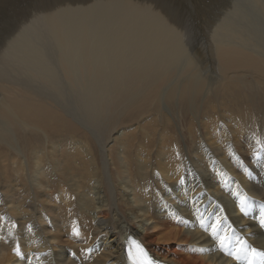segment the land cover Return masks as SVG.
I'll return each instance as SVG.
<instances>
[{
	"label": "bare ground",
	"instance_id": "obj_1",
	"mask_svg": "<svg viewBox=\"0 0 264 264\" xmlns=\"http://www.w3.org/2000/svg\"><path fill=\"white\" fill-rule=\"evenodd\" d=\"M35 1L40 0H0L6 28L0 24V211L22 225L13 227L9 220L4 237L0 233L6 240L0 237V264H128L125 252L133 237L172 264L245 263L216 252L215 241L200 227L197 208L209 225L225 218V228L235 232L233 243L239 237L264 251V229L254 218L264 204V165L253 156L254 150L264 156V132L257 130L264 126V98L249 102L256 109L238 116L256 125L228 120L242 144L222 125L202 126L212 146H219L212 135L222 143L232 139L229 162L223 159L225 174H218L220 164L211 160L205 167L206 149L201 153L195 131L197 97L206 84L223 80L221 86L230 84L223 91L227 96L233 82L243 90L251 84L248 69L257 77L264 74V0H235L230 7L233 0L212 5L201 0V12L196 5L192 9L193 0H42L38 17L30 14L33 5L24 7ZM26 10L29 17L21 18ZM196 12L202 26L189 21ZM187 70L189 77L180 79ZM173 73L180 77L172 82ZM8 80L30 85L27 95L15 92ZM220 92L207 93L204 102L222 99ZM4 93L11 95L8 100ZM162 96L172 106L179 99L182 110L191 112L186 119L192 114L184 127L192 144L190 161L204 179L189 198L188 191L176 190L177 196L166 187L181 182L187 162L183 147H174L177 131ZM241 96L235 89L230 100ZM216 105L212 113L225 122L227 112L235 116L231 104L221 110ZM137 106L138 112L130 111ZM10 115L26 118L17 124L24 155L11 146L13 134L7 136L3 119ZM125 121L133 123L118 132ZM42 136L44 143L36 140ZM4 144L18 151L4 150ZM112 164L119 186L110 178ZM240 196L251 201L248 216L240 212ZM183 238L208 251H199V257L182 253ZM17 241L24 259L13 252Z\"/></svg>",
	"mask_w": 264,
	"mask_h": 264
},
{
	"label": "rangeland",
	"instance_id": "obj_2",
	"mask_svg": "<svg viewBox=\"0 0 264 264\" xmlns=\"http://www.w3.org/2000/svg\"><path fill=\"white\" fill-rule=\"evenodd\" d=\"M41 1L42 0H40V1H38V3H37V1H35V2H33V3H31V6H30V3H26L25 5H24V7H30L31 9L33 8L34 9V11H32V12H30V14H31V16L33 15V14H35V13H38V15H37V17L40 15V13H41V11L45 8V4H42L41 3ZM54 0H49V3H51V2H53ZM211 2V5L213 4V1L214 0H210ZM235 2V0H233L232 2H231V4L229 5V7L231 6V5H233V3ZM34 3H35V5H34ZM37 3V4H36ZM48 3V4H49ZM200 3H201V0H193L192 1V9H193V7H194V5H196V7H195V9L196 10H198V11H200L201 12V9H200ZM20 5H21V3H19V4H17V7L19 8L20 7ZM32 5H33V7H32ZM39 8H38V7ZM42 6V7H41ZM16 7V8H17ZM199 7V8H198ZM29 8V9H30ZM36 8H37V10H36ZM198 8V9H197ZM27 12H25L22 16H21V18H26L27 19V17H29V13H28V10H26ZM2 12H4V10H1V13ZM28 13V14H27ZM196 15V16H195ZM198 15V16H197ZM27 16V17H26ZM196 17V18H195ZM200 20V17H199V14L196 12V13H194V14H192V19L191 20H189V21H192V23H194L193 25H198L199 23H200V26H202V22L201 21H204V19H202L201 18V21H199ZM207 21H209V20H207ZM3 24V25H1V26H3L4 27V29H6L5 28V24H4V14H3V16H2V19H0V24ZM14 27V26H13ZM13 27L9 30V32L8 33H10L12 30H14L13 29ZM173 69H175V68H173ZM171 70L172 72L174 71L175 73H177V71H176V69H179L178 67L175 69V70ZM230 71V70H229ZM255 70H247V74H246V77H247V81L249 82V84L250 85H248V84H246L248 87L245 89V90H243V89H241L239 86H238V84L236 83V82H233L232 83V87L230 88V91H229V93H228V95L227 96H225L224 94H223V91H225L226 90V88H227V86L228 85H230V84H226L225 83V85L224 86H221L220 85V82H222V81H218V82H216V83H208V84H206L200 91H199V94H198V97H197V103L198 104H200L201 103V109L199 110V112H198V115H199V117H200V120L199 121H197V124H198V127H195V131L197 132V135H196V144H197V146H198V144H199V146H201L202 148H201V153H203L204 152V155H202V158H204L203 159V163H204V165H206L205 167L206 168H209V167H211V161H213L214 163H218V164H220V167H218V169H219V171H218V174H225L226 173V171L224 170V166H226V164L229 162V160H227V159H229V157H228V151H227V149H231L232 150V139L231 138H228V139H225V140H223V143L222 142H220V141H222V140H219V138H220V136L218 137V139H214L213 137V135H212V139H213V141H214V143L217 141V144H219V146H216V144H214V146H216V147H214V146H212V144L210 145V141H208L205 137H204V134H206V130H205V128L204 127H202V126H207V130H209L211 127H212V125H214V124H219V125H222L223 127H224V129H225V131L228 133V132H230V131H233L234 132V137H235V139L238 141V142H240L241 144H242V139L239 137V136H237L236 134H235V127H234V125L230 122V121H228V120H233V121H235V122H240V123H242V124H244V125H256L254 122H247V121H244V120H242V119H240L238 116H241L242 114H246L248 111H252V110H254V109H256V107L253 105V104H251V103H249V102H252V101H261L263 98H264V76H262V75H264L263 73H262V77L261 76H259V77H257L256 75H255V72H254ZM181 72V71H180ZM188 72V70L185 72V75H182V73H181V78L180 79H184V76H187V78L189 77L188 75L189 74H187L186 75V73ZM175 73H173L172 74V78H171V81L173 82L174 80H178L179 79V77H180V75H175ZM252 73V74H251ZM227 74H231V73H227ZM248 74H250V75H253V76H249ZM175 76V77H174ZM177 77V78H176ZM243 77H244V75H243ZM175 78V79H174ZM186 78V79H187ZM192 79H194V78H192ZM252 80H253V82H252ZM262 80V82H260ZM12 81V82H11ZM259 81V82H258ZM172 82H170V83H172ZM6 83H8L14 90H15V92H19V93H23V95H27V93H28V91L30 90V85H28V84H26V83H24V84H21L20 83V85H19V83H17V81H14V80H8V81H6ZM256 83H257V85H259V86H256ZM26 84V85H25ZM262 84V85H261ZM22 85V86H21ZM173 85H175V84H172L171 86H173ZM16 86V87H15ZM26 86V87H25ZM235 89H239L240 91H241V93H243V96H241V97H243L244 99H233L232 101L230 100L231 99V97H232V91L233 90H235ZM213 90H219V91H221L220 93H221V95H222V99H219V100H222V104H219V100H212V102L211 101H207L206 103L204 102L205 101V95L207 94V93H209L210 95H211V91H213ZM0 94H2V93H0ZM13 94V93H12ZM39 96H41V97H43V98H45L46 100H48V98L49 97H47V96H45V95H42L43 94V92L42 93H37ZM3 95V94H2ZM10 94H6V93H4V99L6 98L7 100L10 98ZM162 98H163V100H164V103H165V107H166V112H169V115L174 119L173 120V122H174V125H175V130L177 131V134H175L176 135V137L178 138L177 139V141L175 142V144H174V147H176V148H182V151H184L183 153L185 154V157L183 156V158H184V161H185V163L188 165V167H187V165H186V169H188V170H186L185 169V171H184V174H183V177H182V180H183V182L184 183H181V182H176V184L175 185H171L170 186V183L171 182H168V186H167V183H166V187H167V190H168V194H173L174 192V194H177L178 192L180 193H185V191H188V196H186V198H189L191 195H192V188H196L197 186H198V184H200V183H203V182H201V180H203L204 178H203V176H201V174L199 175V174H197V173H199V171L196 169V167L194 168V166L195 165H192L191 164V161H190V157H191V155H189L190 153H192V146H190V145H192L191 144V142H190V138H189V135H188V132H187V130L184 128L185 126L187 127V125H188V122H189V119H192L191 117H192V114H191V116H190V118H188V119H186V117H187V114H189V113H191L190 111H187V113L186 112H184V110H182V108L180 107V101H179V99H176V101L177 102H175V106H172L171 105V103H167L166 104V102L167 101H165V97L164 96H162ZM248 98V99H247ZM50 99V98H49ZM248 101H247V100ZM202 103H205V104H202ZM226 103H229V104H231V107H232V110L235 112V116H230V113H226V116H229V118H227L226 119V122L224 121V120H222L218 115H214L213 113H212V110H213V108L215 107V105H216V108L217 109H219V110H221V109H223V107L225 106V104ZM139 109H140V107H133V108H131L130 109V111H136V112H138L139 111ZM260 109L262 110V107L260 106ZM66 111H67V109L64 111V115H65V113H66ZM184 113H183V112ZM131 113V112H130ZM130 113H128L127 115L128 116H130L131 114ZM1 115V114H0ZM133 116H134V114H133ZM17 118L19 119V120H17ZM134 117H131L130 119L132 120ZM14 119H15V121H14ZM24 119H26V118H23V117H19V116H17L16 115V117H13V116H9V118H8V120H4L3 119V121L5 122H7L8 123V134H7V136H9V135H11V134H13V135H11V136H13V137H11V136H9V137H11L12 139H14V141L13 142H11V146H14V145H16L17 146V148L18 149H20V151H18V150H14V149H11L10 148V146L9 145H7V144H4V150H11V151H18L21 155H24L25 154V150H26V144L24 145L23 144V142H19V140H18V136H17V131H20L21 129L19 128V126L17 125V124H25L24 123ZM184 119V120H183ZM186 119V120H185ZM56 119H52V120H50V122L53 124V125H56V126H59L60 128H62L63 126L60 124V123H58V122H56L55 121ZM181 120V121H180ZM21 121V122H20ZM4 122H3V126H4ZM127 122H129V123H127ZM125 121L121 126H118V128L116 129L118 132H122V131H124L126 128H129L128 126H129V124L131 125V123H133L132 121ZM187 122V123H186ZM128 124V125H127ZM184 124V125H183ZM135 126H139V125H135ZM141 127H139V128H137V130H139ZM172 129H174L173 127H172ZM184 129V130H183ZM84 130V129H83ZM122 130V131H121ZM183 130V131H182ZM257 130L259 131V132H264V126H261V127H258L257 128ZM205 131V132H204ZM251 131H253V133H256L255 132V130L252 128L251 129ZM9 132L11 133V134H9ZM201 134V135H200ZM239 135H241V134H239ZM198 136V137H197ZM201 136V137H200ZM46 138H45V136H42L41 138H39V139H36L37 141H39V142H46V140H45ZM45 140V141H44ZM203 140V141H202ZM201 141V142H200ZM229 141V142H228ZM49 142H51L50 140H48V143ZM56 142H59V141H56ZM226 142V143H225ZM15 143V144H14ZM118 143H120L119 141H118ZM21 144H22V146H21ZM113 143H111L110 145H109V147L112 145ZM209 144V145H208ZM227 144V145H226ZM51 145V144H50ZM177 145V146H176ZM181 145V146H180ZM203 145H204V147H203ZM223 146V147H220V146ZM9 146V147H8ZM210 146H211V148H210ZM225 146H226V150L224 149L225 148ZM108 147V148H109ZM191 147V148H190ZM210 149H209V148ZM215 148V150L214 149H212V148ZM218 147H220V149L218 148ZM186 148V149H185ZM217 148H218V150H217ZM224 150H223V149ZM172 149H174L173 147H172ZM184 149V150H183ZM206 149V150H205ZM203 150H205V151H203ZM208 150V151H207ZM209 150H210V152H209ZM214 150V151H213ZM191 151V152H190ZM203 151V152H202ZM224 152V155H223V152ZM220 152V153H219ZM237 152L239 153V151L237 150ZM115 153H116V155H119L118 154V152H116L115 151ZM208 153H209V155H208ZM222 153V154H221ZM219 154V155H218ZM225 155H226V157H225ZM189 156V157H188ZM204 156V157H203ZM207 156V157H206ZM209 156V157H208ZM213 157V159H212V157ZM211 157V158H210ZM210 158V159H209ZM226 159L227 160V163H226V161L224 162V160ZM241 159V158H240ZM211 160V161H210ZM220 160V161H219ZM222 160H223V162H222ZM205 161V162H204ZM240 161H242V160H240ZM111 163H112V160L110 161ZM220 162V163H219ZM110 163V164H111ZM224 164V165H223ZM222 165V166H221ZM113 166V167H112ZM190 167H192L191 169H190ZM113 168H114V165L112 164L111 165V171L113 170ZM194 168V169H193ZM196 169V170H195ZM208 170V169H207ZM224 170V171H223ZM114 171V170H113ZM190 171V172H189ZM209 171H212V172H209ZM194 172V173H193ZM208 172L209 173H211L212 175H214L215 173H217V172H215V171H213L212 170V168H210L209 170H208ZM190 173H193L194 174V177H193V180H190ZM114 174L115 175H111L110 174V178L111 179H113L114 180V183L116 184V185H118L119 186V184L122 182L121 181V178H118V176L116 175L117 173H115V171H114ZM195 174L197 175V177L195 176ZM187 175V176H186ZM35 177V174H32L31 175V177ZM215 176V175H214ZM213 176V177H214ZM234 176V175H233ZM200 177V178H199ZM185 179H186V181H185ZM125 180H128V178L126 179L125 178ZM188 181V182H187ZM190 181V182H189ZM118 182H120L119 184H117ZM231 182V180L229 181V183ZM190 183H191V185H190ZM196 183H198V184H196ZM184 184V185H183ZM194 184V185H193ZM184 186V187H183ZM190 186V189L188 188ZM121 187H122V185H121ZM169 187V188H168ZM185 190H184V189ZM205 187H203L202 188V190H200L199 191V195L200 196H202V194L205 192L204 189ZM101 189H102V192H104V188L102 187V185H101ZM175 190V191H174ZM176 190H178V192L176 191ZM179 193L177 194V196H179ZM196 195V194H195ZM118 197H120V194H118ZM165 197V196H164ZM233 201V200H232ZM224 204H227V202H224ZM2 211H0V219H2V222L0 223V229H1V231H0V233L2 234V232L4 231V229L3 228H5V225H8L10 222H9V220H11L10 219V215H9V213L8 212H6V211H4V212H2ZM7 213V214H6ZM4 214V215H3ZM7 215V216H6ZM2 216V217H1ZM4 217H8V219H6V218H4ZM213 217V216H212ZM211 216H209V218L211 219L212 218ZM17 219V218H16ZM16 219H13V220H11V221H13V224H15V225H18L19 226V224H20V221H19V219H17V221H16ZM5 222V223H4ZM200 222V221H199ZM17 223V224H16ZM2 224V225H1ZM4 224V225H3ZM21 225V224H20ZM22 226V225H21ZM19 228V227H18ZM0 234V237L3 235V237H4V232H3V234L1 235ZM206 234H207V236H210L207 232H206ZM231 234V233H230ZM3 238L1 237V240H2ZM241 240H242V238H240ZM5 242H6V240L5 239H3ZM212 241H214V240H212ZM181 252L182 253H185V254H187V255H190V256H195V257H199L200 256V252L199 251H194V249H198L199 248V245H197L196 243H195V241H193L191 238H183L182 240H181ZM213 243H216V242H213ZM169 244H173V243H169ZM218 248H217V244H216V252H220L219 250H217ZM222 252H220L219 254H221ZM222 255H223V257L225 256V258H228V257H230V256H228V255H224V253H222ZM73 256V255H72ZM227 256V257H226ZM209 264H211V263H209ZM243 264H245V263H243Z\"/></svg>",
	"mask_w": 264,
	"mask_h": 264
},
{
	"label": "snow or ice",
	"instance_id": "obj_3",
	"mask_svg": "<svg viewBox=\"0 0 264 264\" xmlns=\"http://www.w3.org/2000/svg\"><path fill=\"white\" fill-rule=\"evenodd\" d=\"M259 143L260 141L257 140V144ZM253 156L256 158L257 162L264 165V156H262V152L254 150ZM245 171L247 172V169H245ZM248 175L251 176V173H248ZM181 183H183V180H181ZM238 207L241 213L248 216L252 208L250 199L245 196H240L238 198ZM197 213L200 227L205 232L209 233L211 239L216 242L217 248L220 252L232 257V259L236 261L243 259L245 264H264V251H259L257 248L249 245L246 240H241L239 237H235V243H233L235 232L231 229L230 225L225 228V218H217L211 225H209L205 223L204 216L202 213H199L198 208ZM254 218L258 220V226L264 229V204L260 205L259 217ZM13 227H16V225L13 224ZM28 230L31 231V226H29ZM9 235L11 236V233H9ZM73 235L76 237L80 236V232L76 227H73ZM194 251L205 252L208 251V249L200 248L194 249ZM13 252L18 258H25V254L21 251V246L18 241L13 248ZM49 254L50 253H45V255ZM127 261L128 264H154V262L148 257L142 244L134 239L128 240Z\"/></svg>",
	"mask_w": 264,
	"mask_h": 264
}]
</instances>
